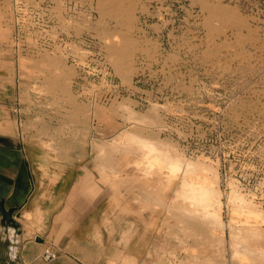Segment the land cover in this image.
<instances>
[{
  "label": "rangeland",
  "instance_id": "1",
  "mask_svg": "<svg viewBox=\"0 0 264 264\" xmlns=\"http://www.w3.org/2000/svg\"><path fill=\"white\" fill-rule=\"evenodd\" d=\"M125 2L128 15L98 0H0V66L29 106L0 132L22 136L35 166L85 161L102 182L82 260L264 264V0ZM144 140L204 168L222 227L174 202L182 173L169 184L164 165L132 162Z\"/></svg>",
  "mask_w": 264,
  "mask_h": 264
},
{
  "label": "crops",
  "instance_id": "2",
  "mask_svg": "<svg viewBox=\"0 0 264 264\" xmlns=\"http://www.w3.org/2000/svg\"><path fill=\"white\" fill-rule=\"evenodd\" d=\"M0 68V121L20 122L21 110L29 107L19 95L25 86L10 82ZM10 137L0 132V204L15 210L13 223L3 222L0 211V264H90L81 259L88 255L81 227L92 224L106 197L102 182L85 161L35 166L22 136ZM26 213L40 216L39 230L31 233L17 221L28 220ZM45 249L56 257L43 259Z\"/></svg>",
  "mask_w": 264,
  "mask_h": 264
},
{
  "label": "bare ground",
  "instance_id": "3",
  "mask_svg": "<svg viewBox=\"0 0 264 264\" xmlns=\"http://www.w3.org/2000/svg\"><path fill=\"white\" fill-rule=\"evenodd\" d=\"M125 1L124 0L123 1L122 0H98V2L102 4L104 3L110 4V6L113 9H116L120 13L125 9L124 7H126ZM128 1L130 0H127V2ZM125 10H126L125 12L128 15L130 11L128 12V9H125ZM1 125L3 126V128L8 127L5 121L1 122L0 126ZM136 146L140 149L141 156L140 158H134L132 162L135 165L144 166L145 168L143 169L139 168V169H142L143 172H148V170H151L150 169L151 167L158 166L159 168H161V165L162 166L164 165L165 168H167L166 177L168 178L169 184L174 181L175 179L174 177L182 173L181 180L178 184V187L174 191V202L175 203L177 202L186 203L187 206L185 205L184 206H185V209H187L189 212L193 214H198L199 216L204 217L209 223H212V222L216 223V226L222 227L224 225L223 221H221L220 219V208H221V203H220V198H219L220 191L217 189L216 185H209L206 182L205 177L203 176L198 177L197 175L199 174L200 171L202 172L204 171L203 167H201L197 162L184 159L182 156L178 155L177 153H171V152L165 151L162 154H155L154 146L146 140L136 141ZM228 200L233 203L234 211L236 213L238 212V209H241L238 206L242 205L241 202L244 201L242 196L239 195L238 193H235V191L233 190L230 192ZM236 203L238 204V206L236 205ZM248 207H247L246 213L253 216L254 220H257V219L263 220L262 217H260V213L258 212L256 208L254 209L251 206V208L248 209ZM187 210L185 212H187ZM192 225H193V222H192ZM255 228L257 232L256 231L254 232L252 228H249V229H251L250 231L253 232L254 234L259 233L257 223L254 225V229ZM255 235L261 236L260 234H255ZM257 250L259 254L263 253L264 251L263 247H258Z\"/></svg>",
  "mask_w": 264,
  "mask_h": 264
},
{
  "label": "water",
  "instance_id": "4",
  "mask_svg": "<svg viewBox=\"0 0 264 264\" xmlns=\"http://www.w3.org/2000/svg\"><path fill=\"white\" fill-rule=\"evenodd\" d=\"M0 209H2L3 212V217L7 222H11L12 221V212H13V208H8V210L4 209L2 203L0 204Z\"/></svg>",
  "mask_w": 264,
  "mask_h": 264
},
{
  "label": "built area",
  "instance_id": "5",
  "mask_svg": "<svg viewBox=\"0 0 264 264\" xmlns=\"http://www.w3.org/2000/svg\"><path fill=\"white\" fill-rule=\"evenodd\" d=\"M44 259H53L56 257L55 253L49 249H45L42 253Z\"/></svg>",
  "mask_w": 264,
  "mask_h": 264
}]
</instances>
